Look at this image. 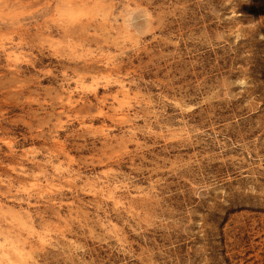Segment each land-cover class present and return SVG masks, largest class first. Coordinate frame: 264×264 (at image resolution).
I'll list each match as a JSON object with an SVG mask.
<instances>
[{
	"label": "rangeland",
	"instance_id": "1",
	"mask_svg": "<svg viewBox=\"0 0 264 264\" xmlns=\"http://www.w3.org/2000/svg\"><path fill=\"white\" fill-rule=\"evenodd\" d=\"M19 2L0 264H264V0Z\"/></svg>",
	"mask_w": 264,
	"mask_h": 264
},
{
	"label": "clouds",
	"instance_id": "2",
	"mask_svg": "<svg viewBox=\"0 0 264 264\" xmlns=\"http://www.w3.org/2000/svg\"><path fill=\"white\" fill-rule=\"evenodd\" d=\"M67 6V0H61L54 10L53 16L58 15L59 10ZM73 6L86 7L90 11L91 15L82 16L78 21L74 17H64L63 23L57 25L58 27L72 29L73 27H76L77 24H84L88 22L99 10L105 7V5L100 3L99 0H96L95 3H92L91 0H82L80 3H74ZM30 7L31 5L22 4L19 0H0V23L13 27L19 26L23 19L22 14L26 15V10Z\"/></svg>",
	"mask_w": 264,
	"mask_h": 264
},
{
	"label": "bare ground",
	"instance_id": "3",
	"mask_svg": "<svg viewBox=\"0 0 264 264\" xmlns=\"http://www.w3.org/2000/svg\"><path fill=\"white\" fill-rule=\"evenodd\" d=\"M120 94H122V95H126V94H127V88H126L125 85H122V86H121ZM9 254H10L9 250H7V249L1 247V245H0V256H1V259H2V258H3V259L5 258L6 261L10 260V256H9ZM20 256H21V255H20Z\"/></svg>",
	"mask_w": 264,
	"mask_h": 264
}]
</instances>
